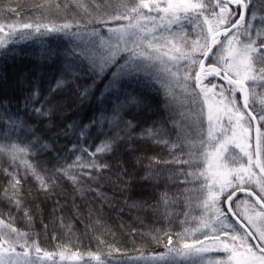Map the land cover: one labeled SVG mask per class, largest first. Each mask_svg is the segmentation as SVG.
<instances>
[{
  "label": "snow or ice",
  "instance_id": "6c2138e0",
  "mask_svg": "<svg viewBox=\"0 0 264 264\" xmlns=\"http://www.w3.org/2000/svg\"><path fill=\"white\" fill-rule=\"evenodd\" d=\"M0 264H264V0H0Z\"/></svg>",
  "mask_w": 264,
  "mask_h": 264
},
{
  "label": "trees",
  "instance_id": "16d2710c",
  "mask_svg": "<svg viewBox=\"0 0 264 264\" xmlns=\"http://www.w3.org/2000/svg\"><path fill=\"white\" fill-rule=\"evenodd\" d=\"M24 2H28V0H24ZM16 48L18 51H21L22 53H27L29 55H22L17 59L16 68L23 67L25 65H28L31 60H30V54H33L36 52L37 48L39 45L33 44L31 40L27 41H21L18 40L16 42ZM9 70L12 71V66L10 64ZM90 83V81H89ZM100 88L103 87L102 84L99 85ZM99 95V93H97ZM59 199L61 200L62 204L65 206V216L68 217V223L72 225L73 232L69 233L66 228L61 226L59 223H57L54 227H51V223H48V220L44 223L49 224V235L50 237L45 236V231L44 229H41V221L39 217H37L36 222H35V227L34 231L40 233V242L42 246L52 249L56 246L57 240L53 239V234H55L59 240H68L71 239L73 243H76L79 247L82 248H90V249H95L97 247V239L96 236L98 232L93 231V228L90 225H94V220H89L87 218V213L84 207L83 202L79 200V196L76 197L77 203L80 204L81 206V213L76 214L75 211L71 209L72 205V198H73V193L70 185H67L63 190H59ZM106 193L111 196V189H105ZM44 196H40V199L43 198ZM55 200L57 197L53 196ZM55 200H50L52 201L51 204L55 202ZM68 200V201H67ZM95 203V201H93ZM42 206V205H41ZM46 206V205H45ZM97 207H99L98 204H96ZM45 210V207L42 206ZM47 207V206H46ZM48 208V207H47ZM59 215V213H57ZM69 214V215H68ZM129 217V213L125 211L124 213L117 214V210L108 207L107 204L104 205V211H103V219L107 225V227L111 230V234H107L105 236L106 239L108 240H113L115 239L117 242L120 243L122 247H127L129 251V255H135L134 252L131 251L133 247V241L131 239L132 233L129 231L131 227H136L137 228V239H139V233L142 231L145 227V225L141 224L139 221H136L135 224L128 226H124V230H122L121 223L122 221L126 218ZM23 224V221L20 222ZM98 227V226H97ZM52 228V229H51ZM47 232V231H46ZM125 234V235H124ZM128 237V239H126ZM127 241V242H126Z\"/></svg>",
  "mask_w": 264,
  "mask_h": 264
},
{
  "label": "rangeland",
  "instance_id": "374dc122",
  "mask_svg": "<svg viewBox=\"0 0 264 264\" xmlns=\"http://www.w3.org/2000/svg\"><path fill=\"white\" fill-rule=\"evenodd\" d=\"M50 200H55L54 198H45V197H43V198H41L40 199V197H39V201H42V203L40 204V207L41 208H43L42 206H44L45 207V210L43 209V214H44V222H46L47 220H48V216H49V213H51V211H52V208H53V205H54V203L53 204H51V202L52 201H50ZM68 201V200H67ZM42 205V206H41ZM48 207H46V206ZM69 215V214H68ZM40 218V217H39ZM40 221V220H39ZM123 223H121V225H123V227H122V230H124V226H130V225H133V224H135L136 223V221H133V220H130V217H126L123 221H122ZM48 223H49V220H48ZM40 227H41V229H43V226H42V224L40 225ZM51 227L52 228H55L53 225H51ZM51 228V229H52ZM50 229V228H49ZM49 229H47V232H45V236H44V238H46L47 236L48 237H50L51 235H49ZM125 235V234H124ZM126 239H128V237H126ZM127 242V241H126Z\"/></svg>",
  "mask_w": 264,
  "mask_h": 264
}]
</instances>
